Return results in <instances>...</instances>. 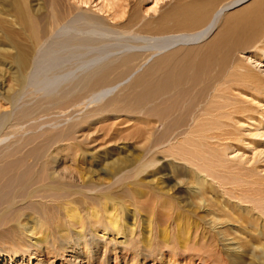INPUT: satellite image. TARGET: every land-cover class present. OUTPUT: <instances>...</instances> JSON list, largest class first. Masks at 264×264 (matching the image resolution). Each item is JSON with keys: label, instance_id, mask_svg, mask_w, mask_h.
<instances>
[{"label": "bare ground", "instance_id": "1", "mask_svg": "<svg viewBox=\"0 0 264 264\" xmlns=\"http://www.w3.org/2000/svg\"><path fill=\"white\" fill-rule=\"evenodd\" d=\"M17 1L15 21L31 47L8 38L19 81L0 94V147L17 138L0 150V236H15L17 264H242L248 254V264H264V226L245 237L235 214L255 209L223 196L220 207L214 198L220 181L192 166L190 181H176L190 199L185 205L149 176L162 160L187 154L195 155L190 165L201 162L204 140L237 114L235 89L264 94V0L229 17L226 11L251 0H170L154 15L143 11L146 0H110L112 20L97 18L92 29L116 37L105 50L104 41L96 47L76 39L67 0L38 23L25 1ZM81 48L99 52L65 74L42 75L47 67L54 72L64 54L75 59ZM124 81L129 85L118 93ZM54 114L71 124L17 137ZM120 144L139 151L130 155ZM83 145L117 153L107 165L109 180L81 168ZM234 190L230 194L239 196ZM5 259L13 260L9 252L0 264Z\"/></svg>", "mask_w": 264, "mask_h": 264}, {"label": "rangeland", "instance_id": "2", "mask_svg": "<svg viewBox=\"0 0 264 264\" xmlns=\"http://www.w3.org/2000/svg\"><path fill=\"white\" fill-rule=\"evenodd\" d=\"M25 5L30 11L34 20H43L49 19L50 11L53 8L57 13L59 9L60 0H24ZM68 1V0H67ZM66 6V11L69 14L71 11L70 18L74 19L72 23L74 26L78 27L79 35H75L74 32L72 34L75 35L76 39L79 41H85V39H89L92 41L94 45L97 42L96 47L101 46L102 50H105L111 47L115 43V36L114 35H103L99 31H95L92 29H97L99 26L96 24L99 21L98 19H108L111 21L110 18L113 14L111 7H108V3L110 0H86L88 3L82 2L83 0H70L68 1ZM124 4H127L129 0H122ZM247 1V0H246ZM171 3L170 0H146L142 6L143 11L148 12L150 15H154V11L162 12L165 11L166 4ZM254 0L247 2L244 6L241 7H232L224 14L225 16L229 17L231 15L237 14L239 11L243 10L245 7L251 5ZM17 0H0V94L4 93L7 89V85L14 86L12 81H19V76L17 77V67L13 62V57L16 54L15 49L10 46V41L8 40L11 35L18 38L19 42L22 43L21 46L25 49H29L31 47L30 38L28 33H24L23 29L20 27V23L16 20L15 21V14L17 11ZM58 5V6H57ZM51 8V9H50ZM165 8V9H164ZM246 10V8L244 9ZM49 14V15H48ZM224 16V15H223ZM96 18V20H95ZM98 18V19H97ZM89 20V21H88ZM92 23H88V22ZM96 21V22H95ZM66 22V21H65ZM45 22H42L43 25ZM95 23V24H93ZM39 26V25H38ZM80 27V28H79ZM22 29V30H21ZM23 31V32H22ZM95 31V32H94ZM83 32V33H82ZM82 33V34H81ZM73 36V35H71ZM107 36V37H106ZM104 41V42H103ZM48 42H53V40H49ZM101 42H103L101 44ZM100 44V45H99ZM82 46V45H80ZM85 48V47H84ZM78 52V53H77ZM99 52L98 48H90V49H78L76 51L75 59L73 58H66L67 55H62L61 60H57L54 63L57 66L54 72H51V68L47 67L42 75H48L47 77L53 76L52 73L57 74H65L71 68H74L73 65L80 64L83 60L88 57L94 56ZM78 55V56H77ZM81 56V57H80ZM247 56V54H245ZM243 58V57H242ZM264 66V63L263 65ZM264 73V67L260 70ZM77 78H82L83 73L79 72L76 74ZM264 75V74H263ZM264 78V77H263ZM79 79L75 80L78 81ZM264 82V81H263ZM2 84V85H1ZM123 86L118 90V93H124L126 91L127 86L129 85L128 82H122ZM3 87V88H2ZM5 88V89H4ZM4 89V91H3ZM237 93H234L239 97V100L235 101V110L237 114H235L234 119L232 122H226L227 127H225L224 131L221 132L214 131L215 135L210 134L208 136V140H204V145L201 146L200 150L196 148L200 153L202 152V159L198 157L201 155L196 156V159L201 161H193L192 165H190L187 159L190 160L194 158L191 156L190 158L186 154V159H180V157H176L175 160L171 161V158L167 159V161L171 162H164L161 161V164L158 165V168L155 169L154 172L149 174L150 179L158 180L163 183V186L171 191L174 196L180 201L182 204H188L190 199L186 195L183 190H178V186H176V181H190L192 177H194L193 173L190 172L189 169H193V167L197 168L200 166V169L207 177H213L216 181H220L222 183L221 187L217 186L219 189L218 195H214V198L220 202V207L224 205L223 199L230 200L234 203H239L242 206L251 207L255 209L254 212H249L248 214L241 211L240 209H235V214L239 216L240 221H242V226L246 228V235L249 234L250 231L253 232L261 229L264 220V94H257L254 90L249 88H239L235 89ZM43 93V92H42ZM127 93V92H126ZM128 94V93H127ZM242 94V95H240ZM0 95V96H1ZM5 95V94H4ZM37 95V96H36ZM36 97L31 98V102H35L36 98H40V94H36ZM252 99L256 100L253 101ZM7 105L5 104V107ZM90 109L84 110L79 114H76L75 120H78L84 116L86 112L91 110ZM88 110V111H87ZM234 110V111H235ZM55 115V116H54ZM50 116H45L43 118L38 119L35 122H32L29 125H35L34 130H28L24 132V134H20L17 137H24L30 138L33 135H41L44 133H52L57 132V128L59 131L66 129L68 126L67 123L71 124L72 120H67L65 115H58L54 114ZM57 115V116H56ZM83 115V116H82ZM64 118H63V117ZM55 117V119H53ZM57 118V119H56ZM55 120V121H54ZM58 121V122H57ZM60 121V122H59ZM63 121V122H62ZM58 124H57V123ZM48 123V124H47ZM50 123V124H49ZM37 124V126H36ZM43 124V126H42ZM47 124V125H46ZM67 124V125H66ZM28 125V126H29ZM40 125V127H39ZM60 127H59V126ZM66 125V126H65ZM42 126V127H41ZM55 126L57 128H55ZM51 127H53L52 130ZM40 128V129H39ZM33 132V133H32ZM37 133V134H36ZM213 133V132H211ZM212 135L218 136L212 139ZM7 142H4L0 147V150L7 146L6 144L10 141H14L17 138L10 137ZM13 139V140H12ZM206 143V144H205ZM206 145V146H205ZM83 149L86 152V161L85 164L82 165L81 168L88 175H91L95 179H107L109 180L111 177L108 175L109 167L114 159L118 156L117 153H109L107 152L112 151L113 149H100L93 148V147H86L83 145ZM119 147H123L125 151L128 153L137 154L139 151L137 148H126V146L119 145ZM192 149V148H191ZM188 150V149H186ZM196 151L194 148L192 151L189 148V151L193 152ZM99 151V152H98ZM196 151V153L198 152ZM262 152V153H261ZM187 153V152H186ZM190 154V153H189ZM198 154V153H197ZM162 159V157H159ZM203 160V161H202ZM191 162V161H190ZM195 162V163H194ZM163 164V165H162ZM110 165V166H107ZM206 167V168H204ZM195 170V168H194ZM106 175H105V173ZM201 174L200 172H198ZM209 177V178H210ZM235 181L236 184L233 186L226 185L225 182H232ZM235 188V190L233 189ZM236 191L238 192L239 196L233 197L229 191ZM215 194V193H214ZM232 207V206H231ZM261 215V218H257L258 215ZM129 214L128 222L133 223V218ZM255 215V216H254ZM202 216V215H201ZM25 222V231H30V225ZM29 225V226H28ZM30 229V230H29ZM5 238V239H4ZM122 237L118 239V241H122ZM20 251L18 245L15 243V236L13 235H3L0 236V255H6V252L11 254L13 260L5 259L3 264H17L19 261V257L17 253ZM19 254V253H18ZM250 255L245 256V262L243 261L242 264H248L252 262V258ZM251 261V262H249ZM60 264V262L58 263Z\"/></svg>", "mask_w": 264, "mask_h": 264}]
</instances>
